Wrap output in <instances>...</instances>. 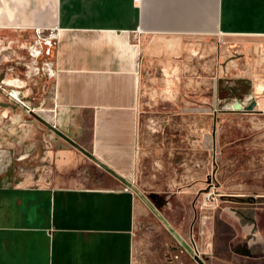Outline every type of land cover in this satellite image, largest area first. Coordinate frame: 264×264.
<instances>
[{
  "label": "crops",
  "instance_id": "crops-1",
  "mask_svg": "<svg viewBox=\"0 0 264 264\" xmlns=\"http://www.w3.org/2000/svg\"><path fill=\"white\" fill-rule=\"evenodd\" d=\"M0 71L54 125L0 264H264V0H0Z\"/></svg>",
  "mask_w": 264,
  "mask_h": 264
},
{
  "label": "rangeland",
  "instance_id": "rangeland-1",
  "mask_svg": "<svg viewBox=\"0 0 264 264\" xmlns=\"http://www.w3.org/2000/svg\"><path fill=\"white\" fill-rule=\"evenodd\" d=\"M26 79L27 71H0V184L35 176L37 169L50 165L52 159L54 132L41 113L46 109L26 107L10 96L17 90L23 101L28 99L22 94ZM27 87L37 88V84L34 81ZM32 95L35 99V89Z\"/></svg>",
  "mask_w": 264,
  "mask_h": 264
},
{
  "label": "water",
  "instance_id": "water-1",
  "mask_svg": "<svg viewBox=\"0 0 264 264\" xmlns=\"http://www.w3.org/2000/svg\"><path fill=\"white\" fill-rule=\"evenodd\" d=\"M43 44H44V46L47 47L44 54H45V56H48L49 50L51 47V42L46 40L43 42ZM31 52H32V54H30V56L28 58L30 61H34L35 59H37L42 54L41 51L37 48V44L32 45ZM245 91H247V89L240 92V94H239L240 98L237 99L238 103H235L233 110L234 109L241 110V106L244 108L245 111H252L253 110L255 103L252 99H250V94H248V91L247 92H245ZM222 102L224 103V100Z\"/></svg>",
  "mask_w": 264,
  "mask_h": 264
},
{
  "label": "built area",
  "instance_id": "built-area-1",
  "mask_svg": "<svg viewBox=\"0 0 264 264\" xmlns=\"http://www.w3.org/2000/svg\"><path fill=\"white\" fill-rule=\"evenodd\" d=\"M35 38H36V42L35 44H37V48L41 51V56H39L37 59L34 60L35 63H37L38 61H42V59H46V56L44 54L45 50H46V46H44L43 42L44 41H50L51 40V37L49 35V37H41L40 36V33L36 32L35 33ZM44 62H47L46 60ZM10 96L16 100L17 102L21 103L22 105L26 106V107H29L24 101H22V99L19 97V95L15 92V91H11L10 93ZM33 112L35 110H32ZM52 127H54V125L51 124ZM212 188V185H210V189ZM127 190V189H125ZM216 196H217V193H215L214 191H210L208 193H206L204 199L206 202H212L216 199ZM196 257V255H194Z\"/></svg>",
  "mask_w": 264,
  "mask_h": 264
},
{
  "label": "bare ground",
  "instance_id": "bare-ground-1",
  "mask_svg": "<svg viewBox=\"0 0 264 264\" xmlns=\"http://www.w3.org/2000/svg\"><path fill=\"white\" fill-rule=\"evenodd\" d=\"M50 117V116H49Z\"/></svg>",
  "mask_w": 264,
  "mask_h": 264
}]
</instances>
